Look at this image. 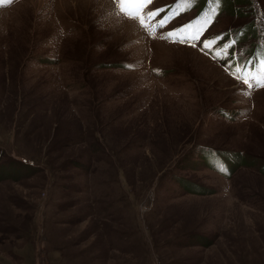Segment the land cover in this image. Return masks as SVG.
Segmentation results:
<instances>
[{
	"label": "rangeland",
	"instance_id": "obj_1",
	"mask_svg": "<svg viewBox=\"0 0 264 264\" xmlns=\"http://www.w3.org/2000/svg\"><path fill=\"white\" fill-rule=\"evenodd\" d=\"M120 7L0 3V264H264V0Z\"/></svg>",
	"mask_w": 264,
	"mask_h": 264
},
{
	"label": "snow or ice",
	"instance_id": "obj_2",
	"mask_svg": "<svg viewBox=\"0 0 264 264\" xmlns=\"http://www.w3.org/2000/svg\"><path fill=\"white\" fill-rule=\"evenodd\" d=\"M12 2H13V0H0V3H9L10 4ZM117 2L121 6L119 9L116 10L117 12L124 11V12H127L128 15L133 16V15H137V14L132 13V12H128L127 9L124 7V5L126 3L129 5L137 6L138 9H142V8H144L145 5H147L150 2V0H117ZM181 2L192 3L193 0H177V3H181ZM219 3H220V0H208L209 15L203 21L204 24H211L212 23L211 17L216 14V6ZM172 9H174V11H172V17H169V20L174 18L177 15V13L179 12V9L176 7L175 4L172 6ZM158 13H159V10L153 11L152 9L149 8L144 13V16L147 19H153L156 15H158ZM114 14H116V13H114ZM165 23H166V21L162 18L157 26L163 28ZM185 27H191V25L183 26L181 28L175 29V30L168 32V33H162L161 38L171 39L173 42H180V43H184V42L188 41L192 44V46H196V43L199 42L202 49L209 47L208 44L204 43V40H200V29L199 28L197 29L196 34H194L190 37H186L183 34ZM239 35H240L239 33L233 34V36L229 37V40L225 41L223 45H218V47L224 48V49L231 48L232 52L228 53L227 55L236 56L238 59V63H240V64H253V60L256 59V57H253L250 60H245V59H243V50L242 49L239 53L236 52L235 44H236V39L238 38ZM205 39H207V38H205ZM211 39L213 41H216L218 39V37H212ZM216 55L218 57L220 56L219 53H216ZM258 55L264 56V45H262L261 48L258 49ZM253 66H255V65L253 64ZM126 67L133 68L135 66L134 65H126ZM226 67L231 68V65L228 64V65H226ZM235 74H236V77L238 79H243V82L245 84H248L249 88L252 87V85L249 84L248 79L241 77L239 75V69L236 70ZM253 79L256 80V84L258 87H264V67L261 68L260 75L254 76ZM243 94L244 95H250L251 93L249 91H245Z\"/></svg>",
	"mask_w": 264,
	"mask_h": 264
},
{
	"label": "trees",
	"instance_id": "obj_3",
	"mask_svg": "<svg viewBox=\"0 0 264 264\" xmlns=\"http://www.w3.org/2000/svg\"><path fill=\"white\" fill-rule=\"evenodd\" d=\"M220 2H221V4H224V3L227 4L228 7H229L228 9H229V11L231 13L232 12L233 13L234 12L235 13L239 12L241 14V11H240V10H242V7L241 6H245V9L246 10L253 11L252 10L253 8H251L252 7V0H220ZM235 2L240 3V7H238V8L233 7V5L235 4ZM229 4H231V5L229 6ZM251 24H252V20L249 19L247 22H245V24L239 25V28L236 30V33H239L240 35L243 34V33H245L248 28H252ZM230 70L232 72H234L236 69L235 68L234 69L230 68Z\"/></svg>",
	"mask_w": 264,
	"mask_h": 264
},
{
	"label": "bare ground",
	"instance_id": "obj_4",
	"mask_svg": "<svg viewBox=\"0 0 264 264\" xmlns=\"http://www.w3.org/2000/svg\"><path fill=\"white\" fill-rule=\"evenodd\" d=\"M63 4V3H62Z\"/></svg>",
	"mask_w": 264,
	"mask_h": 264
}]
</instances>
